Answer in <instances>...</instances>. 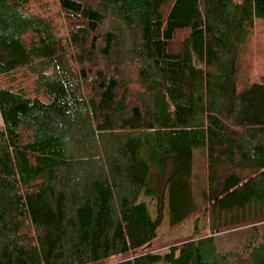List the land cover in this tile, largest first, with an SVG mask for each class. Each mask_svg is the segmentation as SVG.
I'll return each instance as SVG.
<instances>
[{"label":"trees","instance_id":"obj_1","mask_svg":"<svg viewBox=\"0 0 264 264\" xmlns=\"http://www.w3.org/2000/svg\"><path fill=\"white\" fill-rule=\"evenodd\" d=\"M261 41L264 0H0V264H264L217 241L264 225Z\"/></svg>","mask_w":264,"mask_h":264},{"label":"rangeland","instance_id":"obj_2","mask_svg":"<svg viewBox=\"0 0 264 264\" xmlns=\"http://www.w3.org/2000/svg\"><path fill=\"white\" fill-rule=\"evenodd\" d=\"M254 37V36H253ZM256 40L254 44L258 45V37H255ZM260 40V39H259ZM264 48V41H261V46ZM251 51V52H250ZM251 54L255 57L253 59V65L256 68L257 59L254 50L248 47V53L245 55V63L242 64L241 69L239 70V87H244L248 84L251 77L250 67L251 63ZM1 123V119H0ZM195 160H194V168H193V177H194V187L195 193L199 195L203 189V187L207 183L206 177V161L203 148H198L194 151ZM150 206L152 214H155V208L153 200L150 198L143 197ZM198 217L199 219V231L200 234L208 233L209 226V214L207 210H202L197 215L189 218L182 224L171 227L167 221V219L162 222L160 227L158 228V238L154 241V245H156V250L159 252H164L168 249V246L171 243H179L183 240L191 237L194 234V220ZM262 234L264 231V225L259 224L258 228H247L246 226L234 227L227 231L221 232L217 235L218 246L220 250H238L241 244L244 242H248L249 240H254L256 236Z\"/></svg>","mask_w":264,"mask_h":264}]
</instances>
